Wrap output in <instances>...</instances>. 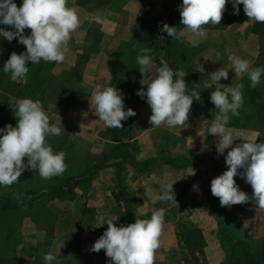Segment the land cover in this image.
<instances>
[{
  "label": "clouds",
  "instance_id": "clouds-1",
  "mask_svg": "<svg viewBox=\"0 0 264 264\" xmlns=\"http://www.w3.org/2000/svg\"><path fill=\"white\" fill-rule=\"evenodd\" d=\"M231 3L233 14L239 15L243 5L248 20L264 23V0H182L178 5L180 24L191 32L196 42L206 35L205 25L220 24L227 3ZM0 38L11 42L16 39L25 51L12 52L3 64V71L10 73L13 81L23 82L27 78L29 62L32 65L45 62L62 63L68 51L71 34L78 29L80 20L76 11L67 6V0H22L18 7L15 0H0ZM30 34L25 35V29ZM161 31L168 37L180 39L182 32L176 26L163 24ZM150 48H142L137 56L141 87L137 96L151 109L148 123L151 128L166 126L169 129L187 127L193 100L200 101V92L189 89L185 82L188 74L184 70H173L166 63L156 67ZM231 70L236 77L247 75L250 87H256L264 76V66L250 67V61L238 55H229ZM210 79L204 87L210 92V102L218 110L207 131L217 138L218 155L224 156L227 170L210 182V191L219 198L221 207L251 202L256 208L264 209V143L240 132L239 143L227 126L231 117L239 115L243 106V84L228 87L220 83L227 80L229 70L219 68L209 73ZM146 86V87H144ZM95 112L106 127H123L122 121L136 116V112L125 107L124 94L117 87L97 86L91 96ZM13 110L16 124L0 128V186H11L26 170L39 173L43 179L62 175L67 164L65 153L54 152L46 142L48 136H59L61 127L50 124L49 116L39 100L22 98L9 105ZM65 131V129L63 128ZM234 145V146H233ZM227 151L225 155V150ZM26 158V162H25ZM194 174V173H193ZM234 177L249 184L252 193L240 189ZM173 184L166 185L159 196L161 201H175ZM165 220L163 208L152 213L150 219H135L127 226H116L108 219L107 229L94 242L91 251L104 250L110 258L106 264H154V253L160 247V236ZM54 254H43L44 264H58L60 249Z\"/></svg>",
  "mask_w": 264,
  "mask_h": 264
},
{
  "label": "rangeland",
  "instance_id": "rangeland-1",
  "mask_svg": "<svg viewBox=\"0 0 264 264\" xmlns=\"http://www.w3.org/2000/svg\"><path fill=\"white\" fill-rule=\"evenodd\" d=\"M102 1L104 0H91L88 2H82L81 0H67V6L74 9L78 14L80 25L78 29H76L71 34L65 60L62 63H55L52 69V74L55 77H58L63 73L70 74L69 81L71 86L69 88L73 89V91L75 88L76 91H72V95L69 93L65 96L63 105H59V103L55 102L56 104L52 103L49 105V107L44 109L46 114L49 116L50 124L61 127L62 129V132L59 136L53 135L46 137V140H49L50 145L54 144V147L58 145L62 146L61 151L65 153V163L67 164V168L62 175L55 177L57 178L56 182L60 183V180L62 181L66 176L68 177V175L76 173L77 170L84 169V171L87 170V173L82 172L79 174V181L62 197H47L41 200L40 204L42 205V210L37 209L36 211L34 210L35 212L33 213H24V215H22V213L17 215L11 214V216L7 217L6 226L0 233V256L10 253L13 255L15 254V256L19 259L32 260L35 255L36 242L42 240L44 237L41 232L36 233L37 230L35 229L34 224V222L40 218L42 211H44V206L45 208L47 207V209L56 218L54 237L57 238L53 242L55 252L58 251V246L62 245L61 239L63 234L68 230H75L76 228L82 229L80 242L81 247L84 248L89 236L88 233L90 232V224L88 225L87 219L91 217V214H88V210L85 209L80 219L76 218L75 214L77 212V207L75 201L76 199L79 200L81 197L87 196L89 193V183L93 177L92 173L95 171V169H97V167L100 169V166H103L106 161L113 160L117 157H123L122 155H129V153L133 155L141 153L146 156H152L155 154V152H158L159 149L162 150L163 155L167 157L170 156L171 152V155L177 154L176 156H178V158L184 159L187 157L193 160V163L188 161V165L190 163L194 167V172L196 173L201 170L200 168L203 164L202 162L206 161L204 171L209 172L210 177L208 181L206 179L204 180V185L208 184L209 189L211 180L227 170L224 156L218 155L216 151L215 140H217V138L208 134L207 131L211 121L208 119H200L193 114H189L190 117L186 128H182L181 130L179 127L171 128V134L165 136V138L161 137L160 134L157 135L158 132L156 131V133L150 135L151 139L149 137L143 138L145 143L144 149H139L137 145L129 143L131 147L129 152V150H127V143L135 135L134 124L138 120L139 115L143 112L142 107L144 102H146L136 94L137 90L141 87L139 82L134 85L132 96L128 97L126 101L127 104L125 105L126 108H132L136 112V116L130 117L127 121H122L123 127L119 130V143H113L112 141L101 138L102 134L108 127H106L104 130H84V125L92 128L95 125L98 126L99 121L101 122L95 112V105L91 103V99L89 97L93 89H91L92 86L90 85L91 83L89 80H91L92 75L97 71L94 63H99L103 67L105 66L106 60L104 59L105 57L101 56V54L100 58H96L97 52H95V50L102 45L104 47L113 46L115 44V38L113 39V36H111L110 30L115 26L121 28L120 26H122L123 23L127 21L124 17H122V15L120 16V14H117V6L120 5V3L112 4ZM163 12L166 11L157 10L146 12L144 15L139 17L134 29L136 30L138 28L139 22L141 20L148 19L152 21ZM92 14L97 15V22L100 20V23L92 22L90 24L89 15ZM254 23L255 21L248 20L247 17L245 20L228 26L231 29V32L234 33L233 38L230 36L220 39L216 38L214 42L219 41L220 44H218L220 47H214L213 49L206 44L207 42L205 41V36V38H200L199 41L196 42L192 37L191 32L187 29H184L183 27L180 31L183 33L181 38L190 46L196 47V50L199 51L197 52L194 59L195 61L193 69L199 73L201 77L208 80L209 77L207 75L198 71L197 63L200 59H214L215 62L214 60L212 61L214 66L212 67L209 65L206 67V69L209 71L212 70V72L218 70L219 68L229 70L228 79L224 80L222 78L220 83L228 87H234L235 85L240 84L241 79L244 76H234V73L231 70V63L228 61V56L233 54L238 55L249 60L251 62L250 67H253L257 61L258 54H260L261 49L259 38L257 35L251 32V28ZM87 27L89 28V31L87 33L88 35L86 40L84 39L85 33L83 34V32ZM232 29L234 31H232ZM216 31L221 30H211V32ZM205 32L207 33L209 31L205 30ZM165 36H167V34ZM135 37L137 38L136 33ZM75 39L77 41L76 43ZM162 40H165V38ZM127 44L129 43H126L122 47L121 58L118 60L112 59L110 63L112 64V75L109 79L108 86H110L112 79L115 75H117V72L122 73L123 76L125 75V77H123L125 79L128 73L131 74L134 71V69L129 67L126 69L128 72L127 73L125 68L126 66L128 67V64L126 65V63L122 62L124 58L123 51H125V46ZM233 44L234 46H232ZM94 59H97V61L94 62ZM99 69L102 68H98V70ZM10 80L21 86L26 84L24 81H13L11 78ZM111 87L117 86L114 83ZM121 92L124 95L127 94L126 91ZM192 108L193 107H191V110ZM150 115L151 114L148 113L147 118H149ZM204 117L207 118L206 116ZM11 124L15 126L16 120H14ZM147 124L148 126H151L149 123ZM227 128L231 132L233 138H237L234 141V145L240 142L238 135L242 131L251 136L254 140L264 143V136L260 132V126L256 123V119H253L250 127L246 129L233 127ZM162 139L167 140L163 149L161 146L158 147L159 144L156 142L158 141L163 144ZM151 140L152 142H156L155 145L154 143L152 144ZM229 150L230 149L225 150V155ZM184 170L185 169H183V172ZM33 173L34 171L23 172L22 175L28 179H24L20 176L17 183L12 184L11 186H1L0 189L2 190L0 192H8L11 190V188L25 190V188H29V185L34 188L36 186L45 188L58 184H54V177L46 181L41 180L40 184V179H38V182L34 180L35 177L32 175ZM183 178L185 182L186 177ZM197 178V175L194 174L193 181H187L188 184L193 185L194 187L200 186L194 184ZM237 179V184L239 185L240 189L251 195L252 189L250 185L245 183L244 180L239 177ZM33 182H35L36 185H34ZM184 182L182 186L183 192L185 189ZM79 204L80 203H77L78 207ZM21 205L24 207L23 203H21ZM206 205L210 207V211L205 212L206 215H210V217L215 215L216 235L219 245L218 249L213 251L210 250L208 257L204 258L206 264H220L223 261L225 257L224 240L226 239L233 243H235L236 240H243L254 252L264 250V209L256 208L251 202L245 204H236L235 209L241 212V222L243 223V226L238 229L233 227L239 219L233 217V211L235 210L231 209V206L221 207L219 198L214 197L212 194H209V198L206 200ZM217 207L220 209H217ZM240 212L236 211V213ZM199 215L201 214L198 211L193 212V214H191L189 211L185 213L183 210H177L175 212V216L177 218L176 230L179 237L181 255L182 259L186 260L185 263L182 260V264H197L191 260L190 257L192 252L191 245H184L183 240L189 231L193 229L198 230L195 226L197 225V220L200 219ZM6 243H8L7 247H5L6 245L4 246ZM196 251L194 252L195 255H197ZM200 264H202V262H200Z\"/></svg>",
  "mask_w": 264,
  "mask_h": 264
},
{
  "label": "trees",
  "instance_id": "trees-1",
  "mask_svg": "<svg viewBox=\"0 0 264 264\" xmlns=\"http://www.w3.org/2000/svg\"><path fill=\"white\" fill-rule=\"evenodd\" d=\"M15 3L19 7L22 0H15ZM181 3L182 0H171L168 11L163 12L164 14L160 13L152 21L143 19L139 22L136 31V41L130 42L125 46V51H123L124 58L122 60L123 63H126V65L128 64L125 70L131 67L134 71L130 74L126 70L128 75L125 79L123 78L125 75L123 76L122 73L117 72L110 86L115 83L118 89L127 92V94L124 95L126 105L128 97L132 96L134 85L142 78L138 70L139 65L137 63V56L141 54L142 48H150L151 51L148 54L152 57L156 67H160L166 63L174 71L182 69L188 73L184 78L185 82L188 84L189 89H195L200 92L201 96L200 101L193 100L191 114L200 119L212 121L218 111L214 109V105L210 102V92L214 90L215 86L210 89H205L204 85L207 80L193 69L194 59L199 51L196 50V47L186 43L182 38L173 39L165 36L167 33L161 31L165 23L169 26H176L178 32L185 27L180 24L178 5ZM238 7L240 9L239 15H235L233 14L234 10L231 3H227L220 24L205 25L203 26L204 29L206 31L224 30L234 23L247 19L243 11V5H239ZM0 27L8 28V26L3 25H0ZM30 31V29L26 28L25 35L30 34ZM251 32L257 35L261 46L260 54H258L257 61L253 65V68L264 66V23L255 22L251 28ZM164 38L165 40H162ZM25 50V47L19 44L16 39L9 42L4 38H0V128L16 120L13 110L9 105L17 99L31 98L33 100H39L43 105V109H45L52 103L63 105L65 96L69 93L72 95V93L76 91L75 88L74 91L69 88L71 86L69 81L70 74L63 73L55 77L52 74L55 62H45L43 60L35 65H32L31 62L28 63L29 72L26 80H24L26 83L25 85L21 86L12 82L10 80V73L3 71V64L12 52L19 54ZM240 84L244 85L242 90L244 103L238 110L239 115L231 117L227 127L246 129L250 127L252 120L256 119V123L260 126V132L264 136V76L261 77V82L254 88L249 86L250 80L247 75L241 79ZM119 130V128L108 127L101 138L112 141L113 143H119ZM46 142L49 144V140H46ZM53 145L51 146L54 152L61 151L62 146L58 145L54 147ZM98 169L97 167L92 173L93 176ZM82 172L87 173V170H77L76 173L70 174L68 177L66 176L62 181L59 179L60 183L56 182L57 178H55V176L53 178L55 181L54 184H58H52L54 186L45 188L36 186L34 188L29 185V188H25V190L11 188L8 192H0V233L6 226L7 217L11 216V214L17 215L22 213V215H24V213H33L37 209L42 210V205L40 204L41 200L47 197L59 198L65 195L68 190H71L79 181L78 175ZM32 175L37 182L38 179H40V184L41 180H48L41 178L38 172H34ZM21 177L28 179L22 174ZM33 184L36 185L35 182H33ZM1 190L2 189H0V191ZM21 203H23L24 207H22ZM43 208L44 211H42L40 218L36 220L34 224L37 230L36 233L41 232L44 237L42 240L36 242L35 255L32 260L19 259L15 254L6 253L0 256V264H44L43 254L47 252L56 253L53 244L57 238L54 237L56 218L47 207L45 208L44 206ZM81 231V228H76L75 230H68L63 234L61 240L64 246L60 251V256H58V264H98L94 261V255L88 253L81 247ZM229 241L228 239L224 240L225 257L220 264H264V250L254 252L243 240H236L235 243ZM183 243L184 245H191L192 247L190 255L191 260L197 264H200V262L206 264L203 252L205 243L202 234L198 230L193 229L189 231ZM7 244L8 243L4 244V246L6 245L5 247H7ZM195 251L197 255L194 254ZM182 260L184 263L186 262L185 259Z\"/></svg>",
  "mask_w": 264,
  "mask_h": 264
},
{
  "label": "crops",
  "instance_id": "crops-1",
  "mask_svg": "<svg viewBox=\"0 0 264 264\" xmlns=\"http://www.w3.org/2000/svg\"><path fill=\"white\" fill-rule=\"evenodd\" d=\"M81 1L88 2L91 0ZM104 1L112 4L120 3V5L117 6V14H120V16L122 15L127 21L120 26L121 28L115 26L110 30L111 36H113V39L115 38V44L113 46L104 47L102 45L95 50V52H97L96 58H100L101 54L102 57H105L106 63L103 67L99 63H94L97 71L92 75L91 80H89L92 86L91 89L93 88L92 93L89 95L90 99L98 85L108 87L109 79L112 75V64H110L112 59L118 60L121 58L122 47L126 43L136 41L135 33L137 29L135 30L134 28L139 17L146 12L157 10L167 11L170 4V0ZM89 17L90 24L92 22H97V15L92 14L89 15ZM97 23H100V20H98ZM88 31L89 28H85L83 32V34L85 33L84 39H86ZM232 31L234 30L232 29ZM233 35L234 33L227 27L221 31L207 32L205 41L212 49L214 47L218 48L220 47V42H214L216 38L220 39L228 36L233 38ZM76 42L75 39V43ZM232 46H234V44ZM213 60L214 59H200L197 63L198 71L210 78L209 73H211L212 70L209 71L206 67L209 65L213 67ZM95 61H97V59H94V62ZM98 68L102 69L98 70ZM142 108L143 112L139 115L138 120L134 124L135 135L127 143L128 145L129 143L137 145L139 149H144L145 143L143 138H150V135L156 133V131L158 132L157 135L160 134L161 137L164 138L171 134V130L166 126H161L159 128H151V126H148L147 114H151V110H149L150 107L146 102H144ZM98 123V126L95 125L91 128L84 125L83 128H85L84 130H104L106 128L103 121H99ZM162 140L163 144L158 141L156 142L159 144L158 147L161 146L163 149L167 140ZM156 142H152V144L154 143L155 145ZM216 142L217 140H215V143ZM128 145L127 150L130 152L131 147ZM176 155H171L170 152V156L167 157L163 155V151L160 149L152 156H146L141 153L135 155L129 153V155H122L123 157H117L113 160L106 161L103 166H100V169L95 172L89 183V193L87 196L81 197L79 200L76 199L75 201L77 207V212L75 214L76 218L80 219L85 209L88 210V214H91V217L87 219L88 225L90 224V232L88 233L89 236L83 249L94 255L95 262L98 264H106L110 259L106 257L104 250H100L99 252L91 251L94 242L107 229V224H104L106 220L112 219L116 226H120L121 224L127 226L130 223H134L136 218L150 219L152 213L161 208L165 210V220L161 230L160 247L154 253V264H182L183 262L179 246V237L176 230L177 218L175 212L177 210H183L185 213L189 211L191 214L198 211L201 214L199 215L200 219L197 220V225L195 227L202 234L205 243L203 248L204 258L208 257L210 250L213 251L219 248L216 235L215 215L210 217V215H206L205 213L210 211V207L206 205V200L209 198V194H211L209 185H204V180L206 179L208 181L210 177L209 172L204 171L206 161L202 162L201 170L196 173L194 172V167L190 164L193 163V160L187 157L184 159L178 158ZM188 161L190 162L189 165ZM183 169H185L184 172ZM193 173L198 177L194 184L197 186L200 185L201 189L200 186L194 187L188 184L187 181H193ZM183 177H186L185 182ZM237 178L238 177H234L236 183L238 181ZM183 182L185 183L184 192L182 188ZM171 183H174L173 191L175 192V201H161L159 196L163 193L166 185ZM77 203H80L79 207ZM235 206L236 205L231 206V209L235 210L233 211V217L239 220L233 227L240 229L243 226L241 222V212L236 210ZM217 209L220 208L217 207ZM236 211L240 213H236Z\"/></svg>",
  "mask_w": 264,
  "mask_h": 264
}]
</instances>
